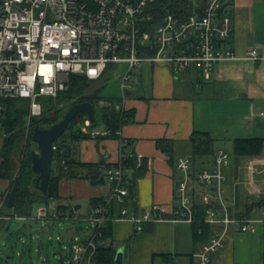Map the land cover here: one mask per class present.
Returning <instances> with one entry per match:
<instances>
[{
  "label": "built area",
  "instance_id": "2783aa9c",
  "mask_svg": "<svg viewBox=\"0 0 264 264\" xmlns=\"http://www.w3.org/2000/svg\"><path fill=\"white\" fill-rule=\"evenodd\" d=\"M228 4L232 0H0V137L8 100H30V123L42 113L38 98L57 97L68 89L71 75L94 81L108 66L127 64L123 94L132 88L133 72L145 62L165 65L177 77L195 71L208 81L219 62L236 58L225 46L234 32ZM247 58L258 60L260 55L253 49ZM260 114L264 116V111ZM90 124L87 118L82 131L87 132ZM143 159L121 142L118 162L102 174L109 195L88 217L95 225L93 232L86 239L73 238L71 264H96V250L106 245L98 239V228L110 218L113 202L125 203L134 171ZM231 159L226 150L219 149L214 163L195 174L190 157L179 156L175 161L181 178L176 187L177 204L168 219L200 223L195 209L198 202L207 207L205 222L213 225L209 240L194 255L197 264H213L212 257L225 247L232 225L245 233L255 232L258 225L264 227V208L257 217L233 215L226 188ZM129 160L135 161L136 168L127 165ZM248 183L253 192L260 193L254 180ZM5 200L6 196L0 207V237L3 221L9 220L2 215ZM38 215L47 217V211L40 209ZM127 216L123 207L119 218ZM166 218L164 208L154 204L132 220L141 231L145 224Z\"/></svg>",
  "mask_w": 264,
  "mask_h": 264
},
{
  "label": "crops",
  "instance_id": "0c3cea01",
  "mask_svg": "<svg viewBox=\"0 0 264 264\" xmlns=\"http://www.w3.org/2000/svg\"><path fill=\"white\" fill-rule=\"evenodd\" d=\"M232 3L234 32L225 46L235 52V59L219 62L208 81H196L195 71L177 77L165 65L145 62L133 72L132 88L116 101L134 120L124 124L116 134L103 124V127L87 128L86 137L67 142L72 158L84 163L116 164L123 141L127 150L145 160V170L135 182L134 197L128 196V204L124 206L128 210L127 218L117 217L112 224V238L117 252H123V264H166L161 257H154L159 254L178 255L176 264H188V255H193L197 263L194 255L204 241L195 239L189 224L169 217L145 224L126 245L136 229L133 217L154 204L162 206L167 216L171 215L177 204L176 187L181 178L175 161L179 156L191 157L195 132L208 133L216 151L221 149L216 144L222 142L264 139V116L260 114L264 111V0H232ZM253 49L260 55L258 60L247 58ZM188 75L192 76L191 80ZM193 82L194 88L190 87ZM100 106L111 105L101 101ZM261 163H264V143L258 156L239 160L232 157L226 188L233 210L242 211L246 202L264 197ZM249 180L256 182L254 186L260 193L253 192ZM10 186L9 180L0 178V207ZM59 194L54 204L50 201L53 213L64 205L72 208L73 216H78L87 204L91 214V201L106 199L109 186H91L89 179H62ZM3 211L9 213L5 207ZM258 212L251 216L257 217ZM75 236L79 234L73 232L71 241ZM212 263L264 264V227L258 225L255 232L245 233L232 225L225 247L213 255Z\"/></svg>",
  "mask_w": 264,
  "mask_h": 264
},
{
  "label": "trees",
  "instance_id": "16d2710c",
  "mask_svg": "<svg viewBox=\"0 0 264 264\" xmlns=\"http://www.w3.org/2000/svg\"><path fill=\"white\" fill-rule=\"evenodd\" d=\"M228 5L231 6V4ZM113 66L114 65L108 66L107 71L99 80L92 81L86 76L71 75L68 89L60 92L57 97H39L38 102L42 106V113L39 117L31 119L29 127L26 126V123L31 110L30 100L19 98L8 100L6 102V109L4 111V135L0 137V178L10 181V190L17 178H19L20 183L19 190L16 193L14 208L10 209L7 207L10 190L6 195L4 207L9 213L6 214L3 211L2 215L9 217V220L3 221L5 230L14 217H31L35 205L46 204L49 206L50 200H59V183L62 179L80 178L90 180V176L93 174L98 172L102 173L105 168L116 165H108L104 162L84 163L72 158L67 143L68 140L76 141L86 137L85 133L82 131V127L85 124L87 116L85 113H79L71 122L63 136L55 142L56 149L54 162L52 164L51 183L48 194L44 196L36 188V178L32 171V161L30 158L27 159L24 155L25 149L23 146L24 142L30 143L33 141L32 132L34 128H51L63 118L69 107L74 103L89 101L96 109V106L100 105L101 101H107L111 106L101 107L102 120L107 130L113 134L119 132L124 124L132 122L134 119L131 113H128L123 109L117 110L114 107L118 99H108L102 96V91L105 87V85L102 84L103 78H106L108 70ZM194 79H196V81L202 80L198 74ZM96 124L97 117L96 121L93 124H90L89 127H95ZM263 141L264 139L260 138L236 139L233 143V156L236 160H239L242 157L258 156L262 153ZM191 142L192 155L190 158L192 160L195 174L199 168L207 165L211 166L214 163L216 150L214 147L215 142L208 133L195 132ZM18 152L24 155L19 168L15 162V156ZM144 162L145 160L143 159L139 168H136L134 160H129L127 163L129 167L136 168L133 174V179L129 185L128 196L134 197L135 182L145 170ZM128 196L126 197L124 204L118 202H113L111 204L110 218L98 228V239L105 241L106 245L100 246L96 250L94 254V261L96 264H115L117 244L112 238V224L115 218L121 216L122 208L128 204ZM105 200V198L93 199L91 205L94 208L99 204H105ZM244 205V210L242 211H236L231 208L235 217H251L253 212L264 208V197L251 200ZM195 209L197 217L201 219V222L190 225L192 233L196 240H202L204 242L208 241L214 230L213 225L205 222L207 207L197 202L195 204ZM66 215H69L70 218H72V208L60 205L56 208L53 218L63 220ZM137 231L136 228L135 232L130 235L128 240H126V245L130 242ZM154 257H161L166 264H169L175 262L178 255L159 254ZM188 259V264H197L193 255H188Z\"/></svg>",
  "mask_w": 264,
  "mask_h": 264
},
{
  "label": "rangeland",
  "instance_id": "374dc122",
  "mask_svg": "<svg viewBox=\"0 0 264 264\" xmlns=\"http://www.w3.org/2000/svg\"><path fill=\"white\" fill-rule=\"evenodd\" d=\"M127 70V64L115 65L108 70L106 78H103L102 82L105 85L102 91L104 98H122V76ZM188 76L191 80L192 76ZM131 80H133L132 77ZM130 82L132 84V81ZM193 84L190 87L194 88L195 83L193 82ZM114 107L117 110L121 108L117 103ZM96 117V126L103 127L100 105L96 106ZM29 125L28 119L26 126L29 127ZM23 146L25 149L24 155L27 159L30 158L31 161L32 151L40 152L39 146L33 141L30 143L24 142ZM216 148L226 150L233 157V144L231 142L216 144ZM24 155L18 152L15 156L18 168ZM35 178H37V175H35ZM193 180L196 181L195 178ZM50 201L53 204L55 202V200ZM40 208L47 211V217H39L38 209ZM89 210L88 205L84 204L78 216L74 215L71 219L58 220L53 218L55 213L48 205H35L32 219H12L10 230L6 231L3 228L0 237V264H62L64 262L70 264L72 256L69 249L71 242H73L71 241L72 233L77 232L81 239H86L93 232L95 225L88 219Z\"/></svg>",
  "mask_w": 264,
  "mask_h": 264
},
{
  "label": "water",
  "instance_id": "95a60500",
  "mask_svg": "<svg viewBox=\"0 0 264 264\" xmlns=\"http://www.w3.org/2000/svg\"><path fill=\"white\" fill-rule=\"evenodd\" d=\"M189 85V82H186ZM79 113H85L91 124L96 121L95 106L89 102L84 101L81 103L72 104L63 118L51 128H34L32 132V140L40 147V152L32 151V171L37 178L35 180L36 188L46 196L49 191L51 177H52V164L55 158V142L60 139L68 129L71 122L77 117ZM36 120V119H35ZM35 122V121H34ZM20 180L17 178L10 190L7 207L12 209L15 206L16 193L19 190ZM91 186L106 185L105 176L101 172L90 176ZM79 206L76 207V210ZM9 227L6 228V231ZM115 264H123V252L118 251L115 259ZM169 264H176L171 262Z\"/></svg>",
  "mask_w": 264,
  "mask_h": 264
}]
</instances>
